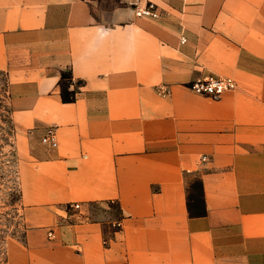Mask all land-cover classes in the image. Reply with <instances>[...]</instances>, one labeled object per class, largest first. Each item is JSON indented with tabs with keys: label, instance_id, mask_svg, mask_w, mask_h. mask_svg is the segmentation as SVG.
<instances>
[{
	"label": "crops",
	"instance_id": "obj_1",
	"mask_svg": "<svg viewBox=\"0 0 264 264\" xmlns=\"http://www.w3.org/2000/svg\"><path fill=\"white\" fill-rule=\"evenodd\" d=\"M153 1L159 20L99 0H0L26 225L7 264H264V0ZM207 75L237 87L187 88ZM50 127L55 149L41 143ZM194 178L203 213L189 208Z\"/></svg>",
	"mask_w": 264,
	"mask_h": 264
},
{
	"label": "rangeland",
	"instance_id": "obj_2",
	"mask_svg": "<svg viewBox=\"0 0 264 264\" xmlns=\"http://www.w3.org/2000/svg\"><path fill=\"white\" fill-rule=\"evenodd\" d=\"M135 0H99L102 9H134ZM7 78L0 73V264H7V243L22 239L26 230L21 202L16 130L10 119ZM196 186L197 178L189 180Z\"/></svg>",
	"mask_w": 264,
	"mask_h": 264
},
{
	"label": "built area",
	"instance_id": "obj_3",
	"mask_svg": "<svg viewBox=\"0 0 264 264\" xmlns=\"http://www.w3.org/2000/svg\"><path fill=\"white\" fill-rule=\"evenodd\" d=\"M133 10L137 18L159 20L163 17V12L161 8L153 0H146L144 4H141L139 0L137 3H134ZM181 42L185 43L186 39L183 37ZM71 83L72 84L74 83L73 79L71 80ZM236 87H237V83L234 79L222 78L215 75H207L202 78L195 79L187 85V88L192 92L198 95H203L213 98H218L224 93L234 90ZM156 92L159 95L165 97H169L172 95L171 88L164 84L157 86ZM41 143L50 149H55L58 147L59 142L55 127H50L45 131L44 135L41 138ZM73 207L79 209L80 205L74 204ZM111 225L114 228V231L117 232L123 228V221L115 220L111 222ZM108 243L109 240L105 238L103 240V244L108 245Z\"/></svg>",
	"mask_w": 264,
	"mask_h": 264
},
{
	"label": "trees",
	"instance_id": "obj_4",
	"mask_svg": "<svg viewBox=\"0 0 264 264\" xmlns=\"http://www.w3.org/2000/svg\"><path fill=\"white\" fill-rule=\"evenodd\" d=\"M72 75L71 74H63L62 78L59 82L60 90H61V97L64 102L69 103L73 102L76 99V92L74 90H69L71 86V80H72ZM80 84V82H79ZM193 188V194L189 195V208L191 210V213H196L200 212L203 210H199L198 206L196 207V212H194L193 205L190 204L191 201L195 203V205H198L200 203L201 205L204 204L203 201V186L200 180H198V190L196 191V186L192 185ZM199 210V211H198Z\"/></svg>",
	"mask_w": 264,
	"mask_h": 264
}]
</instances>
